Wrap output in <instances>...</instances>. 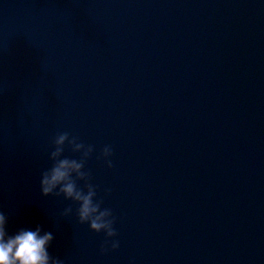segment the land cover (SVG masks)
<instances>
[{"label":"water","instance_id":"95a60500","mask_svg":"<svg viewBox=\"0 0 264 264\" xmlns=\"http://www.w3.org/2000/svg\"><path fill=\"white\" fill-rule=\"evenodd\" d=\"M64 131L114 237L41 192ZM0 209L65 264H264V0H0Z\"/></svg>","mask_w":264,"mask_h":264},{"label":"clouds","instance_id":"9594fccd","mask_svg":"<svg viewBox=\"0 0 264 264\" xmlns=\"http://www.w3.org/2000/svg\"><path fill=\"white\" fill-rule=\"evenodd\" d=\"M71 145L73 151H82L81 158L76 159L63 155L65 144ZM53 150L50 152L51 167L42 171L40 176V189L43 195L63 194L65 199L77 202L75 214L80 223H87L96 232L103 231L107 237H114L115 217L112 209L101 207L102 200L95 199L97 185L88 182L87 191L79 187L76 178L87 180L90 173L84 170L85 159L93 152L91 144L85 145L77 136H70L67 131L59 132L53 138ZM111 145H105L102 155L109 167L112 166ZM110 191V189H106ZM73 213L71 206L65 207L59 214L68 216ZM9 216L0 209V264H65L59 256H53L49 247L54 240V234L42 225L33 227H20L14 232L8 231ZM108 247H119V240H105L101 245L103 251Z\"/></svg>","mask_w":264,"mask_h":264}]
</instances>
